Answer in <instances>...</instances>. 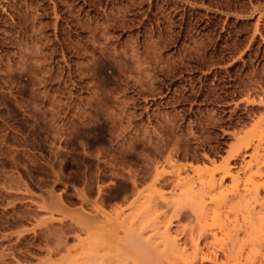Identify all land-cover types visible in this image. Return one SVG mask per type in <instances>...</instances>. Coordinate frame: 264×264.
<instances>
[{
	"label": "rangeland",
	"instance_id": "1",
	"mask_svg": "<svg viewBox=\"0 0 264 264\" xmlns=\"http://www.w3.org/2000/svg\"><path fill=\"white\" fill-rule=\"evenodd\" d=\"M252 228L264 0H0V264H230Z\"/></svg>",
	"mask_w": 264,
	"mask_h": 264
},
{
	"label": "bare ground",
	"instance_id": "2",
	"mask_svg": "<svg viewBox=\"0 0 264 264\" xmlns=\"http://www.w3.org/2000/svg\"><path fill=\"white\" fill-rule=\"evenodd\" d=\"M175 167H177L178 177L174 181V186H181L182 185V179L183 178L180 177V175H181L180 174V171L182 169H185L186 166H175ZM228 167L229 166L227 165V168H225V170H224V175L230 173V169ZM194 169L197 170V172L199 170L198 167H194ZM160 177H161V175H160ZM160 177L158 175L155 178V180L153 182L154 185H160L161 186V185H163V184L166 183L167 180H165V182L163 183L161 181ZM189 194H192L194 198H198V196L200 195L199 191L196 190L195 188H190L189 189ZM192 195H191V197H192ZM168 203L170 204V202H168ZM202 204H204V202ZM202 204H200V205H202ZM205 207H206V205H205ZM147 209H145V210H147ZM196 209H197V206H196ZM149 211H151V210H149ZM149 211H147V212H149ZM109 229L110 230H105L106 233H104V236H107L108 238L116 239L118 241L117 242V247H119V251H121L122 254L130 255V256H135V257L141 255V258H143L144 256H146V255H143V254H145L144 252L146 251L147 248H150L149 247V244H148V241L150 239L149 240L148 239L146 240L144 238L143 233H142L143 230L140 231L139 228L136 229L135 227L134 228L133 227L132 228H124L125 231H124L123 235H121V233H119V229L117 227L116 228H109ZM164 230H165V232H163V233H165V234H169L170 233L169 226H166ZM233 232L236 234L237 230L231 229L228 232H226L225 234H228V236H229V234L232 233V235H230L231 236L230 239L233 240V238H234V242L237 243V241L235 240L236 238H235V235L233 234ZM101 234H102V232H101ZM214 235L216 236L217 234H214ZM238 235H239V233H238ZM247 235H248V238L245 239V240H242L241 242L239 241V244L238 245H235L234 242H231V244H233V245H231V247L232 246H235V247H232L230 250H229L230 246H228L229 248L226 246L228 248V250H229V251L227 250L229 252V254L231 252V255L230 256L229 255H227V256L225 255L226 257H228V256L229 257H232L230 264H254L255 260L258 258V253L261 252L262 250H264V228H252L251 231ZM149 243H150V241H149ZM223 245L225 246V244H223ZM176 247H177V245H176ZM224 250H226V249H224ZM226 254H228V253H226ZM209 257H211L213 259H216V255H213V256L208 255L206 258H209ZM144 258L147 259V257H144ZM218 258H219V256H218ZM262 259H261L262 260L261 262L264 261V256L262 257ZM219 260H220V258H219ZM148 261H150V260H148ZM228 261H229V259H228ZM256 261H258V260H256ZM229 262H227V263H229ZM219 263H220V261H219Z\"/></svg>",
	"mask_w": 264,
	"mask_h": 264
}]
</instances>
